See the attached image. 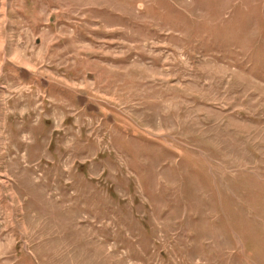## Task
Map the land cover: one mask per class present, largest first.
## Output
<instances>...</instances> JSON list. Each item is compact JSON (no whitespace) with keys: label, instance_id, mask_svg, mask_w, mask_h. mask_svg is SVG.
<instances>
[{"label":"rangeland","instance_id":"obj_1","mask_svg":"<svg viewBox=\"0 0 264 264\" xmlns=\"http://www.w3.org/2000/svg\"><path fill=\"white\" fill-rule=\"evenodd\" d=\"M0 264H264V0H0Z\"/></svg>","mask_w":264,"mask_h":264}]
</instances>
